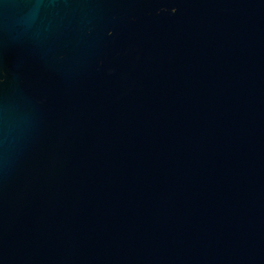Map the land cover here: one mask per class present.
Segmentation results:
<instances>
[{
	"label": "water",
	"instance_id": "95a60500",
	"mask_svg": "<svg viewBox=\"0 0 264 264\" xmlns=\"http://www.w3.org/2000/svg\"><path fill=\"white\" fill-rule=\"evenodd\" d=\"M0 264H264V0H0Z\"/></svg>",
	"mask_w": 264,
	"mask_h": 264
}]
</instances>
